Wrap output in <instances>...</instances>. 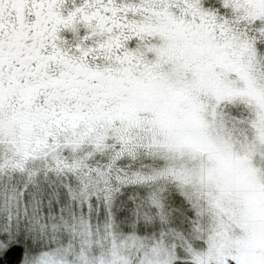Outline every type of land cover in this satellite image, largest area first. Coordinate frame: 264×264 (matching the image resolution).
Instances as JSON below:
<instances>
[{"label":"snow or ice","instance_id":"obj_1","mask_svg":"<svg viewBox=\"0 0 264 264\" xmlns=\"http://www.w3.org/2000/svg\"><path fill=\"white\" fill-rule=\"evenodd\" d=\"M0 264H264V0H0Z\"/></svg>","mask_w":264,"mask_h":264}]
</instances>
